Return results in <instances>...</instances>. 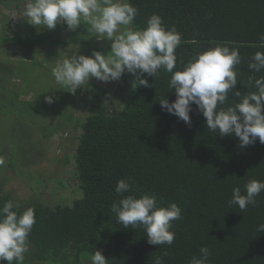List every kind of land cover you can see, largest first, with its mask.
Here are the masks:
<instances>
[{
  "label": "trees",
  "instance_id": "1",
  "mask_svg": "<svg viewBox=\"0 0 264 264\" xmlns=\"http://www.w3.org/2000/svg\"><path fill=\"white\" fill-rule=\"evenodd\" d=\"M130 2L139 8L134 28H145L148 18L155 13L167 27L174 26L182 33L174 71L182 70L183 63L197 53L228 44L239 48L243 61L237 66L238 79L248 83L253 74L247 67L251 57L257 51L264 52L259 40L260 34H264V0ZM5 4L11 5L7 0ZM44 30L26 22L14 36L9 31L0 33V42L34 47L41 42L55 45L61 41L60 27L43 34ZM66 38L62 42L69 41ZM11 58L20 59L13 54ZM15 69L9 67L8 71L14 74ZM170 76L163 69L157 79L144 74L143 78L152 86L133 90L136 77L126 71L120 80L127 88L121 95L122 105L115 110L110 109L114 104L110 90H101L92 80L83 86L86 100L81 105L88 106L89 114L74 122L80 133L75 137L74 153L65 158L67 162L70 157L74 159L73 179L82 191L71 203L48 204L39 196L32 201L16 199L4 188L6 173L3 172L0 207L13 200L21 203V212L35 208L36 223L23 264H91L95 250L104 254L108 264H155L164 251L168 252L163 256L164 264H189L204 245L211 251L210 264H264V231H257L264 224V192L256 198V206H248L245 212L228 205L234 187L239 186L243 192L249 180L264 181V144L257 139L254 145L240 148L238 138L208 130L206 118L195 105L190 113L191 124L169 114L159 101L166 97L169 102L176 99L168 87ZM255 76H264V70ZM242 82L237 83L234 91L239 90L242 95L255 91L253 87L247 89ZM7 87V84L0 86V101L6 99L7 105L16 102L12 106L17 108V113L34 109V105L47 106L38 95L25 106L20 101L23 90L10 92ZM3 90H7L5 95H1ZM11 97L14 99L9 102ZM48 105L50 108L41 107L42 113L52 109L56 117L55 103ZM0 108H3L1 103ZM56 118L59 121L53 122L54 130L73 125L74 116L68 122ZM54 130L46 133L52 134ZM19 138L14 128L12 139L8 138V163L12 169L17 167L18 158L28 165L44 152L36 139ZM125 178H132L137 195L148 193L164 206L177 203L181 207L182 219L173 221L176 238L172 246L150 245L142 228H124L117 222L111 205L121 198L115 187ZM57 181L65 185V179Z\"/></svg>",
  "mask_w": 264,
  "mask_h": 264
},
{
  "label": "clouds",
  "instance_id": "2",
  "mask_svg": "<svg viewBox=\"0 0 264 264\" xmlns=\"http://www.w3.org/2000/svg\"><path fill=\"white\" fill-rule=\"evenodd\" d=\"M138 14L139 8L130 0H27L24 11L26 22L36 29L53 30L66 24L69 30L75 31L86 24L88 32L110 41L111 51L107 55L100 51H93L90 56L76 52L53 69L55 81L69 92L75 94L78 88L84 89L91 78L104 83L120 80L126 71L136 77L133 90L151 87L144 74L157 79L163 69L171 74L168 87L176 95L173 102L167 97L159 101L169 114L191 124L190 113L195 105L206 118L208 130L238 138L240 148L254 145L257 139L264 144V76H255L264 70V52L257 51L251 57L247 67L253 74L247 84L238 79L237 66L243 61L240 50L228 44L199 52L187 63L182 62V70L174 71L182 33L174 26L167 27L155 13L148 18L145 28H134ZM259 40L264 45V34H260ZM238 82L255 91L243 95L239 90L234 91ZM47 99L52 102L51 97ZM133 183L132 178L120 179L115 187L121 197L111 205L117 222L124 228H142L150 245L172 246L176 238L173 221L182 219L181 207L177 203L164 206L155 195L148 193L137 195ZM261 192H264V181L251 179L243 192L239 186L232 189L228 205L238 206L240 212H245L248 206H256ZM21 207L19 201L13 200L0 207V264L5 261L23 264L30 251L35 208L28 207L21 212ZM257 231H264V224ZM167 255L164 251L163 256ZM163 256L155 264H164ZM210 256L209 247L201 246L199 255H194L189 264H210ZM90 260L91 264H108L99 250H95Z\"/></svg>",
  "mask_w": 264,
  "mask_h": 264
},
{
  "label": "rangeland",
  "instance_id": "3",
  "mask_svg": "<svg viewBox=\"0 0 264 264\" xmlns=\"http://www.w3.org/2000/svg\"><path fill=\"white\" fill-rule=\"evenodd\" d=\"M7 1L11 5H6L5 0H0V33L9 31V35L14 36L25 27L24 11L27 1ZM58 27L62 30L58 37L61 41L55 45L51 42H41L34 47H28L0 42V86L7 84L10 92L13 91L12 89L21 88L23 91L20 93V101L24 102L23 104L26 103L25 106L32 97L37 95L47 105L39 107L34 105V109L31 107L17 113V108L13 107L16 106V102H12L14 97L10 98L9 102H12L10 105L6 104V99L0 101L3 107L0 108V158L3 159V163L0 164V178H3L2 174L5 171L4 188L19 200L32 201L39 196L48 204H68L82 194L77 181L73 179L76 177L74 159L70 157L67 162L65 158L76 149L75 137L79 135L80 128L74 127V122L87 116L89 109L86 104L81 105L86 100L83 89L78 88L75 94L69 92V89L55 81L52 72L64 58L73 53L90 56L93 51H100L107 55L111 51V46L110 41L88 32L86 24H81L75 31L69 30L66 24L58 25ZM45 31L46 29L43 34ZM66 36L69 37V41L62 42L67 40ZM12 54L20 59L11 58ZM9 67L16 68L14 74L8 71ZM90 80L98 83L101 90L111 91V100L114 104L110 109L115 110L122 105L121 95L124 94L127 86L121 80L108 83L100 82L95 78ZM6 92L7 90H3L1 95H5ZM47 97L52 98L51 103L48 102ZM52 103H55L54 109L58 111L57 116L62 120L68 122L74 116L73 125H70V128L59 127L54 130L53 122L59 121L57 116L55 117L51 112L52 109L44 113L41 111V107H49L48 104ZM38 104L42 105V102L39 101ZM14 128L16 136L18 138L20 136L19 139L23 140L27 137L36 139L40 150L44 152L34 163L28 165L22 164L18 158L17 167L12 169L8 163L10 157V139L8 138L12 139ZM45 129L54 130V132L48 134ZM25 149L27 148H24V151ZM60 178L65 179V185L58 183L57 180Z\"/></svg>",
  "mask_w": 264,
  "mask_h": 264
}]
</instances>
